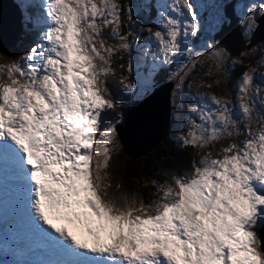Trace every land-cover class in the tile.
<instances>
[{
    "label": "snow or ice",
    "instance_id": "1",
    "mask_svg": "<svg viewBox=\"0 0 264 264\" xmlns=\"http://www.w3.org/2000/svg\"><path fill=\"white\" fill-rule=\"evenodd\" d=\"M165 7L162 30L148 31L156 58L170 64L200 25L190 0H168ZM43 12L40 41L0 66V164L26 182L27 211L64 257L60 264H264L257 235L264 227V114L253 118L264 110V90L254 85V74L243 73L239 86L244 133L229 101L212 95L205 99L215 110H202V123L190 121L184 139L195 149L242 134L243 143L228 144L215 158L202 156L190 173L157 185L151 203L117 197L108 172L118 105L104 94L111 95L114 58L131 48V31L121 32L122 13L131 23V7L120 0H43ZM257 16L264 18V2L250 6L241 21L247 40L260 27ZM208 47L222 70L225 50ZM126 81L121 77L126 88L135 87Z\"/></svg>",
    "mask_w": 264,
    "mask_h": 264
},
{
    "label": "rangeland",
    "instance_id": "2",
    "mask_svg": "<svg viewBox=\"0 0 264 264\" xmlns=\"http://www.w3.org/2000/svg\"><path fill=\"white\" fill-rule=\"evenodd\" d=\"M24 0H17L18 3L23 2ZM122 1V0H120ZM127 5L131 1V4L135 8L134 15H132V20L134 17L139 16L143 19L142 23L147 28V36L143 39V42H140L138 47H131L130 50L135 54V71H141L142 77L135 78L137 95L143 97L149 92H152L155 84L153 76L157 73L163 72L166 74V80H168L173 85V90L171 93L172 100V118H171V128L172 134H178L179 140L184 144V139L188 136V132L190 129V121L196 117V123H202L199 119L201 111L207 110H215L212 109V106L209 103L207 97L212 95H216L218 97H222L223 99L229 101V105L234 103L239 107V86L241 82V78L236 77V73L246 71H251L254 74V85H258L261 90H264V42L261 43L256 49H254L249 54H242L240 57L229 58L225 55L223 61V69L218 71L215 63L209 59V56L212 52V48L208 47V45H216L214 41V35L221 30V27L226 20L224 8L227 4L236 1L235 9L237 15L241 18V21L244 20L246 15L248 14V9L253 4L259 5L264 0H190L192 5L194 6V10L197 15L198 23L200 25V31L195 37H189L184 40V44L186 45V50L182 52V55L178 56L175 61L170 64H162L159 59L156 57L159 55L157 51V44L152 38V34L148 31L149 28L152 29L153 32L156 30H162L159 26L161 24V19L159 13L165 12L167 13V8L165 5L168 0H144L145 3H137L135 0H125ZM40 2V7L43 5V0H31L32 4ZM150 6L152 9H155V19L151 23H146L144 21L147 19L142 13L150 10ZM1 14V9H0ZM259 16H257L258 18ZM37 26H42L45 23V14L42 12L40 18H36L35 20ZM42 35V34H41ZM40 41V38H37L33 45ZM2 53H7L8 48L5 47L1 51ZM25 54V53H24ZM23 54V55H24ZM23 55H18L15 57H11L10 61L5 63L1 61L0 58V66L10 64L19 60ZM115 75L110 76L107 80V85L117 86L119 85V80L116 76L117 67L112 66ZM244 68L242 71H240ZM179 73V75H174ZM172 77L169 79V77ZM231 78L233 80L231 81ZM180 84V87L177 88V84ZM110 90V89H109ZM133 89H130V91ZM111 93L113 91L110 90ZM105 99L112 100L115 103L116 97L111 95L104 94ZM119 101V98H117ZM252 100L256 102L257 108H259L260 97L255 92V88L252 93ZM121 101V99H120ZM215 106V105H214ZM156 108V107H155ZM230 110L233 113V118L237 120L239 129L242 133L246 130L247 121L241 115L240 108L239 110L236 107L230 106ZM264 114V110L262 111H254L253 118H257L259 115ZM113 120L116 118L119 120L120 115H115V110L112 111ZM159 119L161 120V115L159 114ZM149 123H145L148 125ZM125 126H130L131 123L129 120H126L123 123ZM134 126V125H132ZM253 132L256 130V124L252 126ZM235 131V130H233ZM161 135V134H160ZM155 125H152V128H148L145 130V133L141 134V145L157 144L158 137L160 136ZM137 137L136 134L127 136L128 143ZM163 137V136H162ZM161 137V138H162ZM245 136L242 134L238 137H233L230 139H223L214 145H210V147L218 151L223 147L231 144L233 142L243 143ZM161 140V139H160ZM126 143V144H128ZM119 146L113 147L117 151H120V154L123 155L124 151L123 146L120 143ZM185 145V144H184ZM159 146V145H158ZM157 146V147H158ZM146 149V151H149ZM155 150V149H154ZM152 150L151 152H153ZM126 152V151H125ZM150 152V153H151ZM127 153V152H126ZM128 155V154H127ZM210 156V158L216 157V152H210L207 150V147L204 148L203 152L200 154V158L202 156ZM129 156V155H128ZM132 158V157H131ZM0 220H3L2 226L5 222H7L8 228L12 231L14 228H19V226H23L21 220L15 215H10L6 213V211H2L0 213ZM18 225V227H14L13 224ZM264 227H261L257 231V235L262 231ZM6 228L1 227L0 230V248H3L5 243H9L12 246L11 235H9ZM22 241L23 247L28 242L29 237L27 232ZM264 236V231H263ZM261 236V238L263 237ZM260 238V240H261ZM6 241V242H3ZM14 241L16 242V238L14 237ZM19 244H15L17 248V254L19 249ZM5 245L4 253L7 258L11 255V246ZM257 251H260V243H256L255 245ZM15 250L13 249V260H15ZM16 254V255H17ZM26 252L22 256V260L13 261L12 264H20L23 262H27L30 260L32 256L26 257ZM25 255V256H24ZM7 262L1 261L0 264H6Z\"/></svg>",
    "mask_w": 264,
    "mask_h": 264
},
{
    "label": "trees",
    "instance_id": "3",
    "mask_svg": "<svg viewBox=\"0 0 264 264\" xmlns=\"http://www.w3.org/2000/svg\"><path fill=\"white\" fill-rule=\"evenodd\" d=\"M2 3V1L0 0ZM137 3H145L144 0H135ZM122 5H127L125 0L120 1ZM3 4V3H2ZM131 7V15H134L135 8L129 3ZM147 19L146 23H151L155 19V9L150 6L149 11L142 13ZM122 17L125 19L127 27L122 26V34H127L131 31L129 37V43L131 47H138L140 42L147 36V28L142 23L143 19L139 16L134 17L131 23H128L126 14L122 13ZM142 20V21H141ZM30 47V40L23 39L18 49L13 50L12 53H22L23 50ZM3 48L0 47V51ZM0 52V58L2 62L10 61L9 53ZM135 54L129 50L128 52L118 54L114 58L112 66L117 67L116 76L121 81V77L127 78V83L131 84L135 82V78L140 71H135ZM129 67L131 71L129 72ZM242 68L240 71H242ZM242 72L236 73V77L240 78ZM233 78H231V81ZM165 77H160L157 82L163 84ZM169 82V81H168ZM167 82V83H168ZM166 83V84H167ZM127 105L131 107L132 104L129 100L125 101ZM134 103V101H132ZM121 110H124L122 121L125 120L129 114V109L122 105ZM116 114H121L120 107L115 109ZM172 118V117H171ZM171 128V127H170ZM178 134H172V128L169 134L152 149L153 152H149L147 155L139 158H131L127 154H120V151L116 149L112 150L110 168L108 175L111 176L113 188L111 191L117 196L127 195L129 197L135 196L138 200H143L145 203H151L158 196L157 185H166L172 182V177L179 176L184 172H191L192 164L194 161L198 163L200 154L203 149H195L189 146H183L179 140ZM121 146L119 137L116 138L115 146ZM121 148V147H120ZM210 152L215 153L213 149H208ZM119 184L121 187L116 189L115 185Z\"/></svg>",
    "mask_w": 264,
    "mask_h": 264
},
{
    "label": "water",
    "instance_id": "4",
    "mask_svg": "<svg viewBox=\"0 0 264 264\" xmlns=\"http://www.w3.org/2000/svg\"><path fill=\"white\" fill-rule=\"evenodd\" d=\"M1 1L3 2V5L6 7V10L10 12V8L9 6H7L6 0H1ZM235 5H236V1L229 3L225 6L224 12H225L226 20L224 21L221 30L214 35V41L216 43L215 47L224 49L226 53L225 55H227V57L229 58L240 57L244 52H250L258 45L264 42V18H260V17L257 18L260 27L256 30L252 38L250 40H247L242 35V32L244 30L241 27V18L237 15ZM169 83L163 85L161 88L155 91L156 92L155 94L153 93L148 98H146V99H151L153 97L154 99L157 98L159 102L164 101L162 120L164 123H167L168 129L166 133L163 135L160 142L170 132L171 115H172L171 93L173 90V85ZM158 94L159 97L156 96ZM144 101L137 102L134 105V107L137 104L143 103ZM133 109L131 110V112L133 111ZM129 117L126 120H129ZM121 127H124V125L118 126L117 129ZM119 141H121V138H119Z\"/></svg>",
    "mask_w": 264,
    "mask_h": 264
},
{
    "label": "bare ground",
    "instance_id": "5",
    "mask_svg": "<svg viewBox=\"0 0 264 264\" xmlns=\"http://www.w3.org/2000/svg\"><path fill=\"white\" fill-rule=\"evenodd\" d=\"M5 46H3L2 48H4ZM1 52V51H0ZM156 92H154L155 94ZM159 97V94L156 95ZM163 103L164 101L159 102V100L156 98L154 99L153 97L151 99H146L143 103L141 104H137L133 111L131 112V115L129 117V122L131 123V127L130 126H125V127H121L118 128V135L119 138H121L120 143L123 146V150L125 149V151L130 157L132 158H139L142 156L147 155L152 149H154L157 144L160 142V139H162L161 137L166 133L168 126L167 123H164L162 120V111H163ZM156 107V108H155ZM166 107V106H165ZM159 114L161 115V120L159 119ZM149 123L148 125H145V123ZM134 125V126H132ZM152 125H155L158 134L160 135L158 137V143L157 144H150V146L148 145H141V134L145 133V130L148 128H152ZM136 134L137 137L135 139H132V141L130 143H128V138L127 136ZM128 143V144H126ZM149 151H146V149H149ZM7 213V211H6ZM16 218V216H15ZM4 228H6L5 230L8 231L9 235H11V239L13 241L12 243V247L15 250V253L17 254L16 251V247L15 244L20 243L19 244V248H23L25 251H27V246L25 245L23 247V245L21 244L24 236L26 235V225L23 224V226H19V228H14V230H10L7 226V222L4 223ZM14 227H18V225H16L15 223L13 224ZM28 234V233H27ZM14 237L16 238V242L14 241ZM28 237L30 238V234H28ZM6 242V241H3ZM27 244V242H26ZM14 255L15 260L13 261H18V260H22V256H20L19 254ZM26 257L28 258L29 256H32V254H30L28 251L26 252ZM24 255V256H25ZM22 264V263H20ZM23 264H25L23 262Z\"/></svg>",
    "mask_w": 264,
    "mask_h": 264
},
{
    "label": "flooded vegetation",
    "instance_id": "6",
    "mask_svg": "<svg viewBox=\"0 0 264 264\" xmlns=\"http://www.w3.org/2000/svg\"><path fill=\"white\" fill-rule=\"evenodd\" d=\"M215 46H216V45H215ZM258 46H259V45H258ZM258 46H257V47H258ZM254 49H256V48H254ZM254 49H253V50H254ZM253 50H251L250 52H252ZM250 52H244L243 54H249Z\"/></svg>",
    "mask_w": 264,
    "mask_h": 264
}]
</instances>
